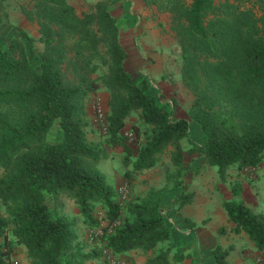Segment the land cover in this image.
Instances as JSON below:
<instances>
[{
	"label": "trees",
	"instance_id": "1",
	"mask_svg": "<svg viewBox=\"0 0 264 264\" xmlns=\"http://www.w3.org/2000/svg\"><path fill=\"white\" fill-rule=\"evenodd\" d=\"M170 13V29L180 47V76L194 98L187 117H175V101L165 103L146 83L134 82L125 67L129 56L121 40L120 21L107 0H97L78 14L70 0H29L20 6L37 25L43 44L34 67L22 39L12 35L0 46V264H11L15 244L22 245L32 264H86L99 259L101 246L85 250L74 217L52 214L47 195H65L75 203L86 226L97 225L93 210L106 208L112 223L122 211V224L105 229V242L115 254L139 248L151 251L145 264L182 262L189 253H171L159 243L171 239V228L161 210L167 189H151L124 206L118 193L95 163L102 147L88 136V96L109 91L105 114L107 146H122L124 175L153 168L159 155L172 146L171 162H183L182 140L188 153H197L215 166L225 181L232 166H261L264 171V0H144ZM135 114L139 137L136 155L122 130ZM57 121L61 137L48 142ZM193 121L204 140L189 136ZM180 169V168H179ZM264 173V172H263ZM181 186V181L173 187ZM242 187L231 185L238 196ZM190 201L182 194L179 206ZM231 231L245 233L264 252V213L253 211L238 198L222 200ZM232 246L216 244L215 264H231Z\"/></svg>",
	"mask_w": 264,
	"mask_h": 264
},
{
	"label": "rangeland",
	"instance_id": "2",
	"mask_svg": "<svg viewBox=\"0 0 264 264\" xmlns=\"http://www.w3.org/2000/svg\"><path fill=\"white\" fill-rule=\"evenodd\" d=\"M138 1L137 7H134L129 0V3L125 4L126 9L123 10L111 5L112 11L116 13L115 17L121 24L120 40L129 54L125 67L131 73L134 82L146 83L149 90L159 95L162 101L171 104L174 100L175 117H187L194 96L180 76L181 53L176 36L170 29V13L159 10L155 5H148L144 0ZM70 2L78 14L94 3L85 0H70ZM22 5L29 6V0H0V46H7L10 37L17 36L24 42L31 64L38 68L40 58L36 53L42 49L43 44L34 40V51L30 52V41L21 36V30L11 27L8 23L7 9L10 10L16 6L19 8ZM11 17L15 21L21 19L26 21L22 12L16 8L12 9ZM33 24L28 27V31L36 29V25ZM108 98L109 91L101 88L91 93L87 100V107L90 106L88 136L102 147L103 154L102 158L96 161L95 166L115 190H118L122 184L128 185L127 198L121 199L118 193L116 194V199L122 206L129 199L146 195L151 189H167L161 202V210L171 228L172 236L170 240L159 243L158 246L169 247L171 253L176 251L189 253V256L178 264H215L212 250L217 243L223 247L232 246L227 256L232 264H264V252L259 251L245 233L231 231L232 223L228 221L222 206L224 198H238L253 211L264 213L262 167L259 165L238 169L232 166L226 180L222 181L215 166L209 165L205 158L198 156L197 153L187 152L190 144L185 139L182 140L184 157L180 167L171 162L172 146L169 145L159 155L153 168L135 174L128 180L124 171L130 168V165L123 164L125 155L123 147L105 144L106 132L103 130V122L98 119L100 112L105 118ZM133 124H140L143 127L136 115L132 114L127 117L126 125L122 130L124 141L132 151L131 159L135 157L138 142L141 140L137 136L131 140L125 136L126 132L136 134ZM189 136L197 143L204 140L201 131L193 121H191ZM60 137L61 131L55 121L46 140L53 143ZM177 181H181V186L173 187V183ZM235 182L242 187V192L238 196L231 194V185ZM182 194H190V201L178 207ZM47 204L53 215L66 214L75 218L79 242L84 245L85 250L101 246V257L87 261L86 264H102L103 261H110L111 255L116 256L110 249L102 248V245L105 242V232H112L114 227L122 224L126 215L125 210L118 219L109 224L105 218L106 208L97 204L93 215L98 224L86 226L73 200L65 195H59L53 199L48 194ZM151 254V252H142L146 259ZM11 264H32L22 245L15 244Z\"/></svg>",
	"mask_w": 264,
	"mask_h": 264
},
{
	"label": "crops",
	"instance_id": "3",
	"mask_svg": "<svg viewBox=\"0 0 264 264\" xmlns=\"http://www.w3.org/2000/svg\"><path fill=\"white\" fill-rule=\"evenodd\" d=\"M85 1H87L89 3H93V2H96L97 0H85ZM128 1L127 0H107L109 10L111 11V13L114 16H116L115 15L116 13H114L112 11L111 5L112 6L115 5L116 7H120V10H123V9H126L127 6L125 4L129 3ZM138 3H139L138 0H131V4H133L134 7L135 6L137 7ZM13 8L20 10V7L18 8L17 6L12 7L10 10L7 9V12H9V13H7L8 14L7 18L9 19L8 23L10 24V26L13 28H17L19 30H24L25 32H27L29 35H31L35 39L38 38L39 33L37 30V25L35 23L33 24L31 21H28L26 18H25L26 21L23 19H21L19 21L18 20L15 21L14 19H12L11 12H12ZM31 24L36 25V29L34 31L30 32V31H28V27H31ZM143 39H144V37H143ZM88 111L90 112V106H88ZM148 252H151V251H148ZM145 261H146V257L144 255H142V251L139 248H137V249L129 250V251L125 252L124 254H119V255L116 254V256L113 257V260L107 261L109 263L103 261L102 264H122V263L123 264H145ZM178 263H180V262H178ZM178 263H172V264H178Z\"/></svg>",
	"mask_w": 264,
	"mask_h": 264
},
{
	"label": "built area",
	"instance_id": "4",
	"mask_svg": "<svg viewBox=\"0 0 264 264\" xmlns=\"http://www.w3.org/2000/svg\"><path fill=\"white\" fill-rule=\"evenodd\" d=\"M98 119H99V121L103 122V130L106 131L105 118H104V116H103V114H102L101 112L98 113ZM125 136H126L129 140H131V139L133 138V134H132V132H126V133H125ZM117 192H118V195H119V197H120L121 199L127 198L128 195H129V187H128V185H127V184H122L121 186H119ZM109 254H110V253H109ZM110 255H111V254H110ZM110 258H111V260H113V256H112V255H111ZM122 264H123V263H122Z\"/></svg>",
	"mask_w": 264,
	"mask_h": 264
}]
</instances>
